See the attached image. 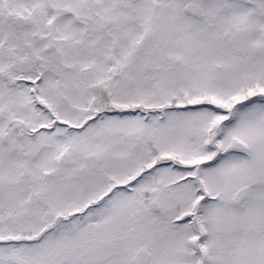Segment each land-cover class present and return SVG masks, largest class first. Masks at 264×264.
Segmentation results:
<instances>
[{"label":"snow or ice","instance_id":"6c2138e0","mask_svg":"<svg viewBox=\"0 0 264 264\" xmlns=\"http://www.w3.org/2000/svg\"><path fill=\"white\" fill-rule=\"evenodd\" d=\"M0 264H264V0H0Z\"/></svg>","mask_w":264,"mask_h":264}]
</instances>
